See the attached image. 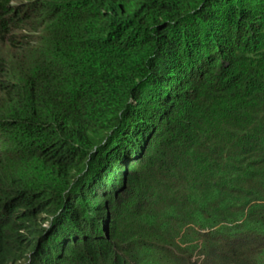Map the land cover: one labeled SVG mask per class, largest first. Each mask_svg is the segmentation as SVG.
I'll use <instances>...</instances> for the list:
<instances>
[{
    "label": "trees",
    "instance_id": "trees-1",
    "mask_svg": "<svg viewBox=\"0 0 264 264\" xmlns=\"http://www.w3.org/2000/svg\"><path fill=\"white\" fill-rule=\"evenodd\" d=\"M0 264H264V0H0Z\"/></svg>",
    "mask_w": 264,
    "mask_h": 264
},
{
    "label": "rangeland",
    "instance_id": "rangeland-1",
    "mask_svg": "<svg viewBox=\"0 0 264 264\" xmlns=\"http://www.w3.org/2000/svg\"><path fill=\"white\" fill-rule=\"evenodd\" d=\"M197 253H198L197 251L193 252L192 257H191V259L193 261H195L196 259L200 258V257H198V254Z\"/></svg>",
    "mask_w": 264,
    "mask_h": 264
}]
</instances>
